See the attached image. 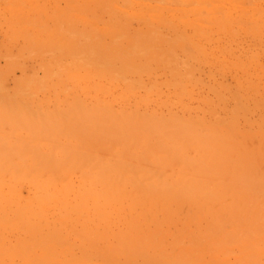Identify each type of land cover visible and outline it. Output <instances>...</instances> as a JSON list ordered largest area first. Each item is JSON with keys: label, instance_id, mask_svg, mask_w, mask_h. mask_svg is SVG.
<instances>
[{"label": "rangeland", "instance_id": "obj_1", "mask_svg": "<svg viewBox=\"0 0 264 264\" xmlns=\"http://www.w3.org/2000/svg\"><path fill=\"white\" fill-rule=\"evenodd\" d=\"M21 108H23L24 110H21ZM27 108H29L31 114L33 112L36 114L35 116V114L33 113L35 116L33 119L36 120L34 122V125L30 124L33 126L32 128H34L33 130L35 132L37 130L36 133H40L44 131V128L46 129L45 133L43 132L40 134V137H44H41V140L43 139V143H45V140L49 142H46V145L48 146L47 148H49L50 146L53 147V145L48 144L56 143L57 146L59 145L58 147L60 152L62 150H66L64 151L66 154L63 151L61 152L65 154L66 157L65 155H62V159L60 157L58 160L56 159L58 158V156H55V154H59V150L56 151L55 149L52 153L55 158L54 161L52 159L53 162L56 163L58 160L59 165L60 163L66 162L67 164L70 163L72 165H76V163L74 164V162L79 158H81L80 161H84L86 157H90L87 154H91V157L94 159H92L93 161L91 160V162H88H90V164L92 163L91 165H93V167L95 166V171L93 172H96L98 166L99 168L101 166L105 167V164L109 166L105 167L106 170L109 171V174H113L114 172L116 173L117 171L118 174L116 173L115 175H118L119 177L116 176L117 179L113 180L116 183L118 182L120 186L114 185L113 193H111L112 191L108 189L109 191L107 192L111 194L108 195L107 193L106 196L112 197L111 199L105 196L106 192L104 191L106 190H102V188L99 186V183L102 181H99L100 178L97 179L98 177H96L100 175L101 170L103 173L105 172L103 171L102 167V169L100 168L99 174L95 173L97 174L95 175L91 171L92 174L89 175V177L88 175L86 177L81 176L82 174H79L80 169H78L79 172H75V168L72 169L71 172L68 169L69 171L68 173H66V176H68V178L63 175L67 171L63 172V176L61 178L65 177L68 179L67 181L63 178V180L67 181L69 187L73 189V192L70 193L69 190L67 191L68 194L63 193L62 196H60L61 194H58L60 198L58 197V195L56 196L58 198H56L53 191H57L58 187H60L59 185H61L64 189L66 187L68 188V186L65 185V182L62 183H65L64 186L61 184V181L63 180H60L59 176V178H57L59 179L60 184L55 183L57 180H55L54 182V186H57L56 189H54V183H52V186L48 185L51 183H47L48 187L43 186L44 182L45 185L47 182L43 179H45L46 175L49 176V174L52 172H50V170L48 173V170H46L47 174H45L43 173L44 171H42L43 169H39V171L41 170L42 173L37 172L39 175H35H37L38 177L36 176L35 180H33V178H30L31 180L29 181H25L23 180V178H19V174H22V172L25 171L23 170L24 168L20 173H18L19 170L18 172L17 170L14 171L16 174H14V176H17L18 178L13 177V173L9 174L10 171H7L6 168L9 167L8 165L11 163V161L12 163L10 164V167H14L15 160H13L10 155L8 156L7 153L10 154L13 149L15 151L12 153H15L16 151V153L19 152L17 156L15 153V156L17 158L13 154L16 160L18 159V164L16 165L19 166V160L22 159L21 162L25 161L23 160V158L25 159L26 155L24 157H21V159H19L20 157L18 158V156L21 152H23L22 154H24L25 152L27 153L25 147L28 146L26 145L28 144V142H26V139L28 138L27 141L29 140V137L35 139L34 137L36 135L37 138L39 137L38 134H36L35 136H29L31 135V133L35 132L32 130L30 125L28 126L32 131H28L30 128H25V126H23L22 124V122H25L26 120L29 121V119V123H31L32 120V116L30 112H28ZM71 108H74V110ZM76 108L78 110L82 108L83 111L86 110L89 113H84L85 111L80 112L81 110L78 111ZM6 109L8 110V113L10 112L11 114H5V112H7ZM62 109L63 112L58 113V111H62ZM45 110L47 112H45ZM52 110H55L56 114L58 113V116H56L55 114V118L53 117L54 113H52ZM65 110H69L67 112L70 113L67 114ZM110 110L114 111V114L117 115L118 119H120L122 116L127 115L128 117H130L131 115L137 114L139 115L137 116V118L139 117L138 120L143 119L142 116H146L143 120H141V122L145 119L147 120V117L150 121V118H154V121L157 118V120L159 119L161 121H165V123L167 122L166 124H168V122L170 124L171 122L172 124H175L177 122L176 124L179 125V129H181L182 127L183 129L187 127L194 129V133L196 134L194 136V139L190 140V142H195L198 139L200 143L199 141H197L199 144L195 146V142V145H193V143V147H191V144L189 142L190 147L188 148H191L190 153L192 155L190 153L187 154L190 155L193 162L198 161V163H201V165L204 160L203 157H206L204 155L207 154V157H209L205 159L208 161L204 160L206 161V164L203 165H205V167L207 168L208 166H211L212 169L214 167L216 169L214 168L213 171H209L211 170V168H209L208 170L207 168L205 169L203 165V168L200 165V167L202 168L201 170H208L209 174L212 172L210 176H213V178H215L216 176V178H212L213 180H211L209 178L210 176H206L205 170V175L203 176L205 178L201 177L203 174L201 175L202 171L200 170V167H197L199 166V164L197 166L196 164L194 165L199 169L193 167V165H186L185 163L190 164L191 158L189 159V157H185L186 153L184 154V151L187 150V147H181V145H179L181 149L180 147L178 148L180 150H183V155H180L179 153L178 158L175 159V161L178 160L179 163L184 162L185 165H183V167L181 163V166L177 167L179 166V163L172 162L173 158L169 157L170 154H168L169 156L165 153L164 154L169 157V160H171L172 166L170 165V167L173 169V171H175L177 168L182 167L184 169L188 167V171L182 169L184 172H182L181 170V173L179 169H177L176 173H181L180 176L182 177H187L188 174H193V177L191 176V180L192 178L196 179L195 181H190V176L187 179L185 178V180L182 179L184 181L188 180V184H192V182L194 183L191 188L190 186H187V190L184 188L186 190L185 192H182L184 190L182 187H176L175 189H172L171 192L169 190L171 194L170 195L169 193H167L168 189L161 187L163 186L161 185L162 183L159 184L161 187L160 189H163L160 190V194L158 187L156 189L151 188L155 192L151 189H148L147 191V188L146 192L145 188L142 192L141 184H137L138 181L137 183H135L136 185H134V182H131V180L130 182H127L128 184L126 183L125 179L128 180L127 176L126 178L124 177L123 183L120 184L122 182L121 178L123 177L122 172H124L127 168L123 166H126L127 162L129 161L126 160L130 157V161H133L131 159L134 157L133 163L134 165H136L137 163L135 162L138 161L137 167H139L141 161H144L143 159H146H142L141 155H145L144 157H146L148 150L143 149L144 152L146 150V154L140 153V146L144 148L145 145L143 146V143L142 145L140 143V146H138L139 141L135 140V138L139 137V135L142 136L137 132L139 130V127L136 126L138 125L135 126L137 130L134 128V131H136L137 133L132 130L134 134L132 135L131 133V136L128 134L130 133L128 132V125L134 127L135 124L140 123L136 121V123L134 122V120L137 119H133V117L135 116L129 118L131 121L133 119L132 122L130 120H127V117H122L123 119L121 118V122H119L120 120L118 121L117 124L119 125L116 126H118L119 129L121 128L120 126L124 127L125 129L128 127L126 130L128 133L125 131L126 134L122 137V135H124V132L121 136L120 134L125 129L122 128L119 130L114 128L116 131L113 130L114 133L111 136H114L115 140L114 138H111L113 143L110 142V149L107 147H104L103 149L102 142H99L100 145H98L102 148H97L99 153H96L91 149L94 146L89 148L91 144L96 145L98 141H102L104 139V142L106 141L107 143L109 142V140L111 141L110 135H108V133H112L111 129L113 125H110L112 126L110 128L109 123L112 121L115 125V123L117 122V118L113 117L114 114H110ZM0 111V122L2 124L1 126L5 124L4 126L6 127L5 128L3 126V128L0 126V137L3 138V136L8 135V137H4L3 139L0 138L1 140H4V142L6 140L5 143L0 141V154L4 153L2 154V156L6 157L7 159L8 157L12 159L9 164H7V167L4 168L3 165L6 166L4 161L7 163V160H2V156L0 155V172L1 174L3 173L0 178L3 179L4 184L3 185L2 181L0 180V204L2 205H0V207L2 208L0 209V264H149L150 260L158 256H161L162 258L167 257L168 259L171 258V260L175 259L171 264H188V262H190V264H264V0H0ZM72 111H75L74 114L77 113V115L75 114L77 117L74 118V114H72ZM14 112H16L17 114L21 113V115L23 114L22 112H26L25 114H27L28 112V114L25 117L22 115L23 117L21 116V118L20 116H18L19 118H15V116L17 115H15ZM36 112L42 114L40 115L41 117H38V114ZM44 112L46 115L47 113H50V115L52 113L51 116L49 115L50 117L47 115L49 119L47 118V116L46 119L45 117L42 118L43 116H45L43 115ZM79 112L81 113V115ZM120 113L123 114H121V117ZM84 114H86L87 116H85ZM59 116L61 117L58 118ZM81 116H83V118ZM91 116L94 121L91 120ZM41 118L43 119V122L45 124L50 120L51 123H47L46 126L49 128L48 132H46L47 128L42 125L44 123L41 121ZM64 118L65 122L70 126L74 125V128L79 127V130H81L82 127L87 128V130L85 128L83 129V131L86 130V132L83 133L81 130L79 131L81 132L80 135L78 131H76L78 133L75 134L72 130V132H69L68 130V133H66L67 130L65 129H68L69 126H67V124L64 122L63 124L59 123V127L57 120H55L58 119L59 121L63 122ZM77 118L78 121L75 122L74 120ZM98 118L101 120V122ZM70 119H72V122L74 123H72ZM113 119H116L114 120L115 122L113 121ZM34 120H32V122ZM104 120L107 121V123H102V121ZM90 121L91 125H89ZM96 121H98L99 124H97ZM122 121L126 124V126L122 125L124 124L122 123ZM161 121L159 122L162 123ZM36 122L38 124L40 123L41 125L36 124ZM52 122L53 124L55 122V126L53 127L51 126ZM25 123L27 125V122ZM56 124H58V126ZM20 125L23 127L22 129ZM39 126L44 127L42 128V130H39L40 132H38V129L40 128ZM56 126L58 127L59 131L58 129H55ZM64 126L67 128H64ZM97 126L101 129H98L100 130V133L96 130ZM105 126L110 129H105ZM20 129L22 132L20 131ZM50 129L54 130L55 132H52H54L55 134H57L58 131L60 134L57 135H60V138L59 136L55 135L59 138L57 139L54 136V133L52 135ZM9 130L12 131V134ZM15 130H19V133H15ZM117 130L120 131V134L117 132ZM95 131L99 134L96 135ZM5 133L6 135H4ZM13 133H15L16 135ZM46 133L50 134H48L47 138H45V136L47 135ZM115 133H117L116 137L114 135ZM135 134H137V137L134 136ZM9 135L13 136L9 137ZM17 135L24 140L20 141L19 138L18 143H16L15 138L18 139V137H16ZM80 136H83L81 138L84 139H81ZM53 137H55L56 141L55 139H53ZM95 137L97 138V140ZM126 137L127 139H125ZM128 137L132 142L128 141ZM8 138H11L9 139L11 140V145H15L12 146V148H10V145L8 147H5V145L9 144L7 142ZM39 138L37 140H39ZM65 138L68 140H66L67 144L64 142ZM140 138L141 137H139V139ZM92 139H94L95 141H92ZM147 139L148 136L146 137V141ZM152 139L153 138H151V143H153L155 149H158L159 147L157 148V145L155 146L154 144L156 140L153 141ZM37 140L35 139V141ZM79 140H83L81 142V145H79ZM142 140L141 141L144 142V144H147L148 141L145 142V137H142ZM12 141L14 142L12 143ZM35 141L32 140V143L30 142V146H34L32 144H35ZM124 141H127V144ZM133 141H136L138 144L133 143ZM57 142H61L62 144L65 143L63 146H68L63 147L65 149H61L62 144L60 145ZM75 142L78 144L79 148L81 146H85L81 149L86 151V157H84V151L82 153L81 149L78 150L79 148ZM84 142L86 143L84 144ZM128 142L131 143L129 144ZM164 142L167 143V140L165 139L163 143ZM43 143H41V141L40 144L37 142V144L39 145V147H37L38 153L34 151L35 149H32L33 147L31 148V150H29L30 148H27L28 152H32L33 155L34 151L37 156L40 155L41 157V152L43 154L44 151L46 152L49 150H46L45 147L43 148V146H45V144ZM105 143H103V145ZM41 144L42 147H40ZM124 144H126L127 146ZM112 145H114L115 147H112ZM16 146L18 148H16ZM199 146L202 148L206 146L205 149H202L203 152ZM72 147L76 151H80L81 154L78 151L76 152L74 149H72V152L75 151L77 155L74 152H70ZM96 147L97 145L94 148L96 149ZM146 147L149 148L147 145ZM151 147H153L152 144ZM194 147L197 148L192 151ZM53 148H56V145ZM66 148H68L69 150ZM125 148L128 150L126 151ZM207 148H209L210 150ZM100 149H103V151H99ZM39 150L41 151L40 153ZM107 150L109 151L108 155L110 154L109 159L111 161L107 157ZM112 150H115L114 152L116 153L118 151L122 152V156L124 155L123 153H128H125L126 156L124 155L122 159L120 158L121 155L119 156V152L115 154L114 152H112ZM129 150L132 152H130ZM134 150L137 151V155L141 154L140 158L142 160L140 158V160H135V158H137L138 156L136 155V153H133ZM7 151H10V153ZM143 151L141 150L142 153H144ZM129 152L132 153V155H135L132 157ZM150 152L152 151L150 150ZM195 152L196 154L197 152H199V155L201 154L200 156H197V160H195ZM68 153L72 154L69 156V158H67ZM112 153L115 155H111ZM92 154L97 155L92 156ZM153 154L154 153H152V155ZM159 154L153 155V157L155 156V158L149 160L146 159L144 164H141L142 168L139 167V169L142 170L143 167H145L146 169L147 167L145 163L147 165L149 163V166L150 164H155V159H158L156 158V156L158 157ZM164 154H160L161 157H159L160 159H166L159 160V162L155 164L156 166H158V163H160V161H163L162 163H160L162 169L168 164L164 163L166 162V160H168L167 157L164 156ZM36 155H33L32 158H29L31 157V155L26 157L28 161L26 160L24 165L26 164L25 166H28L30 161L31 165H29L32 167V159H34L35 157L36 160ZM212 155H214L215 157ZM223 155L225 157H223ZM72 156L80 157H78V159L74 157L76 159L74 161ZM40 157L38 162L42 163L41 159L43 158L40 159ZM71 157L72 160L70 159ZM101 157L106 158L105 160L101 161ZM45 158V160L43 159V163L50 157L45 155ZM147 158H150V156ZM224 158H226V160ZM60 159H66V162H59L61 161ZM89 159L87 158V160ZM35 160L33 161L35 162L34 164H36ZM87 160L84 163H86ZM147 160L150 162L154 161L155 163H150ZM223 160H225L226 163H224ZM110 162L112 165H109ZM218 162L219 166L217 167ZM55 163H53V165L57 164ZM133 163L130 162V164H128L132 166ZM70 164H68L69 167ZM90 164L88 165V167L90 166ZM165 164L166 166H164ZM222 164L223 166H221ZM134 165L133 168L136 167ZM18 166H16L15 168H18ZM220 166L222 167L223 171ZM110 167L116 168V170L113 168V170H111ZM137 167L135 169L136 171ZM223 167L228 170V173ZM60 168H62V166ZM60 168H58L59 171H57L60 172L58 173L59 175L62 172ZM107 168H109L111 171ZM153 168L155 169V171H159L158 168ZM88 169H92V166ZM53 171L56 172L55 169ZM112 171L114 172L112 173ZM219 171H221V173ZM231 171L232 174L230 175ZM138 172L139 171L133 172V174L135 173V176H139ZM142 172H144V170H142ZM142 172L140 173V176H143ZM222 172H225L224 174H229L230 176L225 175V177ZM82 173L84 174V172ZM159 173L160 172H158V174ZM166 173H170V170L168 168L162 170L161 178L160 175L158 176V178L160 180H163V175L166 176ZM174 173L172 177L176 175V173ZM183 173L187 176L183 175ZM29 174V176H31L32 173L29 172ZM58 174L56 173L52 176H56ZM85 174H88L87 171H85ZM107 174H104V177H107ZM133 174L132 176H134ZM155 174L153 175L154 178L152 177L153 179H147L149 180L148 183L146 180H143V185L149 184L152 180L154 181V179H156L155 177H157V174ZM213 174L217 175L214 176ZM101 175L99 177H101ZM115 175H111V177H114ZM124 175H128V177L131 176L129 175V172H125ZM148 175L149 174H147L146 178L148 177ZM178 175L171 178L172 180L170 182L172 183L173 181V184L176 183V177ZM197 175H199L201 178L197 177ZM28 177L26 178L29 179ZM39 177H41V180H43L44 182L41 181ZM87 177L88 180L86 179ZM102 177L100 180H102ZM149 177H151V175ZM166 177L164 178V180L166 179ZM168 177L166 179L168 181L166 182H169ZM89 178L93 183H95L94 181H96L98 184L95 185L92 183L93 185H95L94 187L91 183H89L91 182ZM17 179H21V182ZM109 179L112 180L111 178ZM199 179H202L204 181L207 180L209 181V184L208 182L206 184L205 182H201V184ZM221 179L223 181L222 183ZM230 179L232 180V183ZM37 180L39 183L37 182ZM83 180H85L86 183ZM104 180L103 182L107 183V180ZM138 180L140 179L138 178ZM217 180L218 182H220V185L223 184L222 187H218L220 186L218 184H212V182H215ZM22 181L25 184H23ZM33 181L34 183L37 182L35 183L37 186V188H35L36 191L34 188H32L35 187V184L33 185L32 183ZM40 181L43 183L41 184ZM111 183H113V181ZM8 184L11 186V188L9 186V190L7 189ZM27 184L29 185V187H27ZM81 184L83 186L85 185L84 188L83 186H81ZM207 184L209 185L211 190H206L209 189L207 187ZM41 185L43 188L42 191L37 190L38 188H41ZM203 185L204 187L206 186V189L203 187ZM214 185H217V188L219 190L216 188V186L214 188L216 190H213ZM98 186L101 188L98 191V196L103 193L98 198L100 199V197L104 196L103 200L105 202L101 200L102 198L98 201L96 195H94L99 189L97 188ZM117 186H119V190H117L118 192L115 190ZM193 186H196L197 188L195 187V189L192 190ZM14 187L16 188V190ZM135 187H139L138 190L141 189L140 192L138 190L134 191L135 189L133 188ZM202 187L204 188L203 191L201 190ZM49 188H52L54 190L52 191L51 189L50 192ZM60 188L58 190H60ZM94 189L96 192L94 191ZM129 189L133 191L131 192L129 191ZM198 189H200L201 192ZM2 190H4L5 193ZM7 190L11 191L10 193L8 192L10 196L6 193ZM62 190L63 189L57 192H61ZM87 190L90 191L89 194L93 190L92 192L94 194L89 195ZM196 190L199 191V193H197ZM121 191H123V193ZM162 191H165L164 194L166 193V195H162ZM194 191L195 193L193 194ZM2 192L4 194H2ZM48 192H50L51 194ZM152 192H157L158 195L155 194L156 196H154L152 195ZM174 192L176 193L175 195ZM32 193L35 194L33 195ZM114 193L115 195H112ZM13 194L17 195L14 196ZM20 194L24 195V197L22 198ZM29 194L31 200L34 196V199H36V195L38 194L39 198L42 195V197H44V195L46 197V194H49L50 198L51 196L52 198H54V200H51L50 198L49 200H51V202H54L56 200V203L58 202L60 205L57 203L59 207L55 206L56 203L52 202L54 204L53 208L58 207L56 210H53V208H51L52 204L48 200V203H50V205L46 203L48 205L46 206L44 202L45 206L48 208L46 209V211L44 209L45 207L43 206V203H40V205H42L39 207V200L36 202L32 201L33 203L30 201V199L27 201L26 199L29 197ZM25 195L26 197L28 195V197L26 198ZM65 195L67 196L64 197ZM15 197H18L19 199H16ZM190 197H194V199L192 200L190 199ZM218 197H220V203L219 201H217ZM6 198L7 200L5 201ZM21 198L25 201L23 202ZM106 198L110 199L113 204L109 200H106ZM201 198L203 201L201 200ZM11 199L14 201L13 203L11 202ZM67 199L69 201H67ZM112 199L114 201H112ZM204 199L209 202L206 201L205 203H202L205 201ZM15 200H20L19 204L22 202L24 206L22 204L18 205V201L16 202ZM77 200L78 202L75 203L76 208L80 210H76V214L74 215L75 210H73L72 207L70 208V204H74L73 202ZM84 200L89 201V203L85 202ZM214 200L217 202H215ZM64 202L65 205L67 204L66 206L64 205ZM183 202L185 203L183 204ZM109 203H111L112 205ZM218 203L221 204V208H219ZM11 204L13 205L12 208L10 207ZM26 204H28L29 206ZM17 205L20 206V209H22L23 213H21L19 209H17V211H13V208L14 210L18 208ZM31 205L32 207L34 206L33 209H31ZM108 205H111V207L109 206V208ZM36 206L40 208V211H42V209L46 211H42L45 213V215L47 214L45 216L43 213L45 218L43 216L41 217L42 214L40 213L42 212H40L38 208L36 209L39 212L35 211V214H32L31 210H36ZM96 206L99 207V210L96 214L103 213L102 215H100V218L99 215L97 217L95 213L94 214L96 216H92V213L94 211L91 212V210H94L93 208H95ZM4 207H6L5 211L8 212V215L3 211ZM23 208H26V212H24ZM6 209L10 210L11 213ZM110 209H115V212L111 211ZM116 209L118 211H116ZM29 210L31 211V213L29 212ZM48 210H50V212ZM52 210L54 211V213ZM105 212L109 213L107 214V219L104 218V216H106ZM36 213L38 214L36 215ZM49 213L50 215L52 214V217L54 216L52 219H50L48 215ZM71 214L74 215V219H71L73 218ZM18 215L19 217H17ZM38 215L40 218L38 217ZM69 215H71V217ZM9 216L13 220H11ZM89 217L90 219H92L90 220L91 223L95 224L96 222L95 226L97 228H93L94 225L92 224V228L94 230L89 227L91 226ZM142 218L143 220H141ZM86 219L88 220V222L86 221ZM39 221H41V223ZM47 221H49L51 225L48 224L49 222ZM59 222L63 223H60V225ZM25 223L29 224H26L25 226ZM31 223L32 225H34L33 229L34 227L35 229H37L36 232H34L35 230L33 229L31 230ZM85 223H87V225ZM11 224L14 225L11 226ZM98 224L99 226L102 224V227H106L107 225L106 230L104 228L102 230V227L100 226V228ZM15 225H18L19 227L17 228V226ZM29 225H31V227H29ZM55 225H58V227H55ZM199 225L201 227L200 229ZM72 227L74 228L72 229ZM87 227L90 230L83 231L88 229ZM16 228L17 231L15 230ZM44 228L45 231H43ZM48 228H50V230L52 229L53 232H51L53 233V235L56 230V235L52 236ZM61 228L63 229V231ZM26 229L28 230L26 231ZM59 229L62 232L58 231ZM67 229L68 231H66ZM113 229L115 230V232ZM38 230L43 231L41 235L43 234V236L47 237L46 240L45 237L43 238V236H41V239L38 238L39 240L35 239V234L36 237L40 235V233H38L40 231ZM91 230L93 231L92 234H94L95 232L97 233L98 231H100V233L98 232L94 235L88 234L91 233L89 232ZM132 230L134 231L133 233ZM76 231L79 233L82 231L81 234H83L80 235ZM27 233L31 236H29ZM46 233H49V235L47 236ZM77 234L80 236H78ZM86 234L88 236H86ZM86 237H92L95 240L97 238L98 239L95 242L94 239L88 238L89 240H91L88 243V239L85 240ZM81 241L84 245L81 243ZM84 241L85 243H88V245L86 244L87 246H85ZM122 241L123 244H121ZM54 242H58V244H61L58 245ZM126 242L127 246L125 245ZM45 243L47 244V246H45ZM93 243L95 244V247ZM80 247H82V249ZM122 247H125L128 251L133 248L132 250L134 254H132V250L128 252L125 251V248L121 249ZM92 250L93 253L90 252ZM106 250L107 252L105 254ZM226 250H228L229 252H226ZM123 252H127V254L124 255ZM87 253L89 254V256ZM142 253H144V255ZM155 253L158 254L156 255ZM99 255L101 257L100 259H98ZM135 255L137 256V259L135 258ZM248 255H250L251 257ZM104 256H106L105 259ZM195 256H197L198 259H196ZM178 257L183 258L185 263L179 262L180 260L177 259ZM149 258L151 259L149 260ZM134 259L136 260L134 261ZM240 260H243V262H241Z\"/></svg>", "mask_w": 264, "mask_h": 264}, {"label": "bare ground", "instance_id": "obj_2", "mask_svg": "<svg viewBox=\"0 0 264 264\" xmlns=\"http://www.w3.org/2000/svg\"><path fill=\"white\" fill-rule=\"evenodd\" d=\"M229 1H232V0H229ZM234 1H235V0H234ZM231 5H232V4H231ZM228 6H229V5H228ZM227 8H228V7H227ZM232 8H233V7H232ZM26 103H27V102H26ZM13 109H14V108H13ZM22 109H23V108H21V110H22ZM27 109H28V112H30V111H29V108H27ZM36 109H37V108H36ZM71 109L74 110V108H71ZM71 109H70V111H71ZM76 109H77V108H76ZM76 109H75V110H76ZM79 109H80V108H79ZM110 109H111V107H110ZM23 110H24V109H23ZM37 110H38V109H37ZM77 110H78V109H77ZM80 110H81V111H80ZM80 110H78V111H80V112H84V111H85L84 113H89V112H87L86 110L83 111L82 108H81ZM6 111H7V112H5V114L7 113V115H8L10 112L8 113V110H7V109H6ZM10 111H11V109H10ZM13 111H15V110H13ZM25 111H27V110H25ZM53 111H55V110H52V113H54V116H53V117L55 118L56 116H58L57 114H58L59 112H63V109H62V111H58L57 114H56V111H55V112H53ZM65 111L67 112V111H69V110H65ZM93 111H94V110H93ZM110 111H111V112H110L111 115L114 114V111H112V110H110ZM0 112H1V111H0ZM17 112H19V111H17ZM28 112H27V114H28ZM45 112H47V111L45 110ZM45 112L43 113V115H45V116H43L42 118L45 117V119H46V116H47V115L49 116L50 113H49V114L47 113V115H46ZM72 112H73V113H72ZM72 112H71V113L74 114L75 111H72ZM80 112H79V113H80ZM14 113H15V115H17V116L14 115L15 118L18 117V116H20V118H21L22 115H23L24 117L27 115V114H25L26 112H22V113H23L22 115H21V113H20V114L18 113L19 115H18L16 112H14ZM33 113H34V112H33ZM33 113L31 114V112H30V114H31L32 117L29 116V117H31L32 120H34L33 118L36 116V114L34 113V114H35V116H34ZM36 113L38 114V117H41L40 115H42V114H40V113H38V112H36ZM52 113H51V115H52ZM68 113H70V112H67V114H68ZM79 113H78V114H79ZM91 113H92V111H91ZM102 113H103V112H102ZM10 114H11V113H10ZM55 114H56V116H55ZM75 114L77 115V113H75ZM75 114H74V118L77 117ZM121 114H122V113H120V117H121ZM142 114H143V113H142ZM1 115H2V114H1ZM12 115H13V112H12ZM51 115H50V116H51ZM70 115H71V114H70ZM80 115H81V113H80ZM84 115L87 116L86 114H84ZM92 115H93V114H92ZM100 115H101V114H100ZM122 115H123V114H122ZM143 115H144V114H143ZM23 116H22V117H23ZM48 116H47V118L49 119L50 116H49V117H48ZM85 116H84V117H85ZM88 116H89V114H88ZM133 116H135V117H133ZM137 116H139V115H137V114H136V115H131L130 117H131V118L133 117V119H134V118H137ZM60 117H61V116H59L58 118H60ZM81 117L83 118V116H81ZM100 117H101V116H100ZM109 117H110V116H109ZM111 117H112V116H111ZM113 117H114V118H117V122L115 123V125L113 124L112 121H111L112 124H111V122H110V123L108 122V123H109V126H110V125H113V127L110 126V128L112 127V129H111L112 133H110V134L108 133V135H110V139H111V138H112V139L114 138V136H113V137L111 136V135H113V133H114L113 130L116 131L114 128L119 129V127L116 126V125H119V124H117V123H118L119 120H120L119 122H121V118H122V117H124V118L127 117V120H130V119H129L130 117H128L127 115H126V116H122L121 118L119 117L120 119H118L117 115H115V114L113 115ZM142 117H143V119H144V117H146V116H142ZM9 118H10V117H9ZM18 118H19V117H18ZM27 118H28V116H27ZM42 118H41V119H42ZM71 118H72V116H71ZM89 118H90V117H89ZM6 119H7V117H6ZM52 119H53V118H52ZM52 119H51V120H52ZM80 119H81V118H80ZM84 119H85V118H84ZM98 119H99V118H98ZM122 119H123V118H122ZM133 119H132V121H133ZM138 119H139V117H138L137 119H135L134 122L136 121V122H140V123H139V124H135V123H136V122H135V123H134V124H135L134 127L131 126V125H128L129 123L126 121V122L128 123L127 125L129 126V128L127 127V128H128V132H130V133H128V132L126 131L127 128L125 129V128L122 127V126H120V127H121L120 129L123 128V129H125V130H123V131L121 132V134L119 133L120 131L117 130V132L120 134V136H121L122 133L124 132V135H122V137L125 136L126 132H127L129 135H130L131 133H132V135H133L134 132H135V133L138 132L139 134L142 135V136H140V135L138 134L139 137H141V138L139 139V137H137V134H135L134 136L137 137L139 140H138L137 138H135V137H134V138H135L136 141H139V142H138L139 144H138L136 141H133V143L138 144V146H140V143H141V145H142V143H143V146L145 145V147H146V145H147V146L150 148V149L147 148V147H146V148H145V147L143 148L142 146H140L141 149H139V150H140V153H141V154H146V153H147L146 150H145V152H144L143 149H147V150H148V153L146 154V157H144L145 155L142 156L141 154L137 155V153H136L137 151L134 150L135 152L133 151V153H136V155L138 156L137 158H135V160L139 159V158H140V155H141L142 159H143V158H146V159L149 160V159L155 158V156L153 157V155H155V154L157 155V154H159V153H160V154H162V153L164 154V153H165V154H167V155L170 154V156H169V155H168V156L171 157V158H173L172 162H177V163H179L178 160L175 161V159L178 158V154H179V153H180V155H181V154L183 155V152H182L183 150H180L182 146L187 147V150H185L186 148L184 149V150H185V151H184V154L186 153V156H185V157H189V159H190L191 157H190V155H188V154L191 152V148H188V147H190V144H191V147H193V145H195V142H196V145H195V146H197V145L200 143V141H199L198 139H197L196 141L194 140L195 142H193V141L190 142V140L194 139V136H195V134H196V133H194V132H195L194 129H191V128H189V127L184 128V129H183V127H182L181 129H179V125L176 124L177 122H176L175 124H174V123L172 124V122H171V124H170L169 122H168V124H166L167 122L165 123V121H163V120H162V121L159 120V119L157 120V118H156L157 121H156V120L154 121V120H153L154 118H150L151 121L153 120L152 122L149 120L148 117H147V120L145 119V120L142 121V122H141V120H143V119H141V120H138ZM4 120H5V118H4ZM19 120H20V119H19ZM23 120H24V119H23ZM32 120H31V123H29V122H30V119H29V121L26 120L25 122H27V125H26L25 122H22L23 126H25V128H28V127H29L28 125H30V124L34 125V122H35L36 120H34L33 122H32ZM55 120H57V123H58V124H59V123L63 124V123L65 122V118H64V121H63V122L59 121L58 119H55ZM55 120H54V121H55ZM70 120H71V122L73 121L72 119H70ZM81 120H82V119H81ZM91 120L94 121V120L92 119V116H91ZM95 120H97V119H95ZM99 120H100V119H99ZM106 120H107V119H106ZM109 120H110V118H109ZM114 120H116V119H113V121H114ZM124 120H125V119H124ZM124 120H123V121H124ZM0 121H1V118H0ZM8 121H9V120H8ZM14 121H15V119H14ZM38 121H40V120H38ZM38 121H37V122H38ZM41 121L43 122V119H42ZM44 121H45V120H44ZM74 121H75V122L78 121V118L75 119ZM107 121H108V120H107ZM107 121L104 120V121H102V123H103V122H106V123H107ZM123 121H122V123H124ZM130 121H131V120H130ZM132 121H131V122H132ZM145 121H146L147 123H146ZM159 121H161V122L163 123V125H162V123H160ZM4 122H5V121H4ZM37 122H36V124H38ZM49 122H50V120H49L48 122H46V124L43 122L44 124H42V125H43L44 127H46V126H47V123H49ZM55 122H56V121H55ZM55 122H54V124H55ZM69 122H70V121H69ZM83 122H84V121H83ZM83 122H82V123H83ZM86 122H87V121H86ZM88 122H89V120H88ZM96 122H97V124H99L98 121H96ZM100 122H101V120H100ZM114 122H115V121H114ZM14 123H15V122H14ZM16 123H17V122H16ZM19 123H20V122H19ZM28 123H29V124H28ZM50 123H51V122H50ZM65 123H66V122H65ZM72 123H74V122H72ZM72 123H70V124H72ZM78 123H79V122H78ZM84 123H85V122H84ZM94 123H95V122H94ZM155 123H157V124H155ZM54 124H53V122H52V125H51V126H52V127L55 126ZM58 124H56V125L58 126ZM66 124H67V123H66ZM66 124H65V125H66ZM80 124H81V121H80ZM130 124H131V123H130ZM1 125H2V124H1V122H0V126H1ZM4 125H5V124H4ZM4 125H3V126H4ZM11 125H12V124H11ZM32 125H30L31 128L33 127ZM38 125H41V124L39 123ZM48 125H50V124H48ZM89 125H91V121H90V124H89ZM93 125H94V124H93ZM103 125H104V124H103ZM122 125H123V126H126L125 123L122 124ZM132 125H133V124H132ZM136 125H138V126H136ZM3 126H1V127H3ZM7 126H8V125H7ZM15 126H17V125H15ZM20 126H21V125H20ZM43 126H39V127H40L39 129L37 128V129H38V132H40V131H39L40 129L42 130V128H44ZM57 126H56V128H55L56 130L58 129ZM67 126H69L70 129H69V128H68V129H65V130H67L66 133H68V130H69V132H72V131H73V133H75V134L78 133V132L81 131V130H82L83 133H85L86 130H87V128H85V127H82V129L79 130V129H78L79 127L74 128V125H71L74 129H73L70 125H68V124H67ZM83 126H84V125H83ZM95 126H96V125H95ZM114 126H115V127H114ZM130 126H131V128H130ZM135 126H136V127H139V128H138L139 130H138L137 132L134 131V128L136 129ZM180 126H181V125H180ZM1 127H0V128H1ZM4 127H5V126H4ZM4 127H3V128H4ZM30 127H29V128H30ZM36 127H37V126H36ZM52 127H51V128H52ZM59 127H60V124H59ZM62 127H63V125H62ZM75 127H76V126H75ZM88 127H91V126H88ZM105 127H106L105 129L108 128L107 126H105ZM5 128H6V127H5ZM9 128H11V127H9ZM16 128H18V127H16ZM22 128H23V127L21 126V129H22ZM29 128H28V129H29ZM31 128H30L28 131H30ZM46 128H47V131H46V132H48V131H49V128H48V127H46ZM64 128H67V127L64 126ZM84 128H85L86 130L83 131ZM93 128H94V127H93ZM110 128H108V129H110ZM132 128H133V129H132ZM21 129H20V131H21ZM33 129H34V128H32V130H33ZM52 129H53V128H52ZM98 129H100V128L97 126V127H96V130L99 132L101 129H100V130H98ZM120 129H119V130H120ZM32 130H31V131H32ZM35 130H36V128H35ZM43 130H44V131H42V132H40V133H36L37 130H36V132L33 130L35 133H31V132H30L31 135H29V136H32V135L35 136L36 134H38L39 137H40V134L43 133V132L45 133V130H46V129L44 128ZM50 130H51V129H50ZM61 130H62V128H61ZM61 130H60V131H61ZM71 130H72V131H71ZM74 130H75V131H74ZM89 130H90V129H89ZM132 130H133L134 132H133ZM136 130H137V129H136ZM0 131H1V130H0ZM9 131H10V133L12 132L11 130H9ZM18 131H19V130H15V133L18 132ZM52 131H54V130H51V132H52ZM58 131H59V129H58ZM58 131H57V134H60ZM76 131H78V132H76ZM107 131H108V130H107ZM107 131H106V134H107ZM111 131H110V132H111ZM125 131H126V132H125ZM6 132H7V131H6ZM21 132H22V131H21ZM21 132H20V133H21ZM54 132H55V131H54ZM54 132H52L51 134L53 135ZM95 132H96V131H95ZM95 132H93V133H95ZM108 132H109V131H108ZM7 133H8V132H7ZM15 133H13V134H15ZM18 133H19V132H18ZM18 133H17V134H18ZM23 133H24V132H23ZM30 133H29V134H30ZM49 133H50V132H49ZM49 133H48V134H49ZM63 133H64V131H63ZM73 133H72V134H73ZM99 133H100V132H99ZM99 133L96 132L95 134L98 135ZM11 134H12V133H11ZM26 134H27V133H26ZM46 134H47V133H46ZM48 134L45 136V138L48 137ZM57 134L54 133V136L56 135V136H59V138H60V135H57ZM79 134L81 135V132H79ZM128 134H127V135H128ZM2 135H3V134H2ZM4 135H6V133H5ZM15 135H16V134H15ZM18 135H19V134H18ZM18 135H17L16 137H18ZM27 135H28V134H27ZM49 135H50V134H49ZM73 135H74V134H73ZM114 135H115V137H116L117 133H115ZM129 135H128V136H129ZM10 136L12 137L13 135H9V137H10ZM21 136H22V135H21ZM34 136H33V137H34ZM36 136H37V135H36ZM36 136H35L34 138L37 140L39 137L37 138ZM56 136H55V137H56ZM62 136H63V135H62ZM89 136H90V134H89ZM94 136H95V135H94ZM101 136H103V135H101ZM118 136H119V135H118ZM130 136H131V135H130ZM147 136H148V139H149V140L147 139L148 142L146 141V137H147ZM4 137H8V135L3 136V138H4ZM22 137H23V136H22ZM41 137H42V136H41ZM41 137H40L39 140H37V141H35V139H32V138H30V137H29V140H28V141H27L28 138L26 139V142H28V144H26V145H28L29 147H28V146L25 147V149L27 150V153L25 152L26 154H25V153L22 154L23 152H21V153L19 154V156H18V158L20 157L19 159H21V157H24V156L26 155V156H25V159L23 158V160H25L24 162H21L22 159L19 160V162L21 163V164L19 163V166L16 165V164H18V163H17V162H18V161H17L18 159L16 160V158H17L16 156L18 155L19 152L16 153V152H17V151H16V152H15V153H16V156H15V153H12V152L15 151L14 149H13V151L11 150V151H12L11 153H10V151H7V152L10 153V154L7 153V155H8V156L10 155V157H11L13 160H15V166H14V167H10V166H11L10 164L12 163V161H11L12 159H10V157H8V159H7L6 157L2 156V154H4V153L1 152L2 154H0V155L2 156V160H5V159L7 160V163L4 161V163H5V165H6V166L3 165L4 168L7 167V164H9V162L11 161V163L8 165L10 168H9V167L6 168L7 171H10V173H9V172H7V173H9V174L13 173V174H12L13 177L18 178L17 176H14V174H15L14 171L17 170V172H18V170H19L18 173H20V172H22L23 170H25L26 172L23 171L22 174H19V175H20L19 178H23V180H25V181H29V180H31L32 178H33V180H35L36 176L39 175L37 172L42 173L41 170L39 171V169H43L42 171H44L43 173H45V174H47V173L49 172V170H50V172H51V171H52V172L49 174V176L46 175L45 179L42 178L43 180H46V181H47V182H46V185H45V182H44L43 180H41V177H39V178H40L41 181L44 182V185H43V186H47V183H51V184H48V185H49V186H52V183H54L55 180L58 181V182L56 181L55 183H59V184H60L59 179H60V180H63V178H64V179H66V180L68 181V179H67L68 176H66V173H68L69 170H70V172H71L72 169H74V168H75V169H74L75 172H77L78 169H80V172H81V173L78 171L79 174H80V175L82 174L81 176H85V177H86L87 175H88V177H89V175L92 174L91 171H92V172L95 171V169H94L95 166L93 167V165H91L92 163L90 164L91 160L94 159V158L91 157V154L89 155V154L85 153V152H86L85 150H82V149H81L82 147H85V146H81V147L79 148L78 144L75 142V143L77 144L78 148H79L78 150L81 149V152H82V153H83V151H84V153H83V154H84V157H86L85 154H87L88 156H90V157H86L85 159H86V160H87V158H88V159L90 158V159L87 160L86 163H84L86 160L84 159V161H83V160L80 161L81 158L78 159V157H80V156H74V157H76V159H78L77 161H75L76 159L72 156L73 159H74V161H75L74 164L76 163V165H72V164L68 163V164H70V167H69V165H68L67 162H66V159H65V160H64V159L61 160V159H62V155H65V154H66V153L64 152V151H66V150H64V151L62 150L65 154L61 153L62 151L60 152L59 147H58L59 145L57 146L56 143H53V144L50 143V144H48V145H53V147H55V145H56V148H53V147H51V146H50L49 148H47L48 146L46 145V142H47V143H49V142L45 140V141H44L45 143H43V139L41 140ZM55 137H53V139H55ZM81 137H83V136H80V138H81ZM98 137H99V136H98ZM142 137H145V142H147V144H146V143L144 144V142H142V141L144 140V138H143V140H142ZM0 138L3 139L2 137H0ZM19 138H20V141L24 140V139H21V137H18V139L15 138L16 143H18ZM23 138H24V137H23ZM25 138H26V137H25ZM42 138H44V137H42ZM56 138L59 139L58 137H56ZM88 138H89V137H88ZM92 138H93V137H92ZM95 138H96V137H95ZM99 138H100V137H99ZM99 138H98V140H99ZM103 138H104V137H103ZM103 138H102V139H103ZM118 138H121V137H118ZM128 138H129V137H128ZM151 138H153V139H152L153 141L156 140V141L154 142V144H155V146L157 145V146H156L157 148L159 147V148H158L159 150L154 148L153 143H151ZM163 138H165V139L167 140V143H166V142L163 143V141H165V139H163ZM1 139H0V141L4 142V140H1ZM9 139H11V138H8V140H9ZM31 139H32L33 141H35V144H32V145H34V146H30V144L32 143V142H31V141H32ZM62 139H63V138H62ZM72 139H73V138H72ZM81 139H84V138H81ZM112 139H111V141L109 140L108 143L105 141L107 144L104 142L105 139L102 140V141H98V143L96 144V145H97L96 149L94 148V147L96 146L95 144H91L92 146L90 145L89 148H91V147L94 146V147H93L94 149H93V148H91V149L94 150V151L97 153V152H98L97 148H98V149H99V147L102 148L101 146H98V145H100L99 142H102L103 149H104V147H107V148L110 149V144L113 143V142H112ZM123 139H124V138H123ZM125 139H127V137H126ZM8 140H7V142H8L9 144H8V145H5V144H4L5 147H8V146L10 145V148H12V146H15L14 144L11 145V142H10L11 140H9V141H8ZM13 140H14V139H13ZM51 140H52V139H51ZM66 140H67V139L65 138V141H64V142L67 144ZM93 140H94V139H92V141H93ZM96 140H97V138H96ZM114 140H115V138H114ZM141 140H142V141H141ZM40 141H41V143L45 144V146H43V148L45 147L46 150L49 149V150L46 151V152L44 151V153H46V154H44V153L42 154V152L39 150V153L41 152V157H40V155L37 156L36 153L34 152V151H36V152L38 153V149H37V147H39V145L37 144V142L40 144ZM55 141H56V139H55ZM59 141H60V140H59ZM67 141H68V140H67ZM74 141H75V139H74ZM76 141H77V139H76ZM79 141H80V140H79ZM82 141H83V140H82ZM82 141L79 142V143H80L79 145H81V142H82ZM84 141H85V140H84ZM88 141H89V139H88ZM94 141H95V140H94ZM128 141H131L130 138H129ZM197 141H199V143H198ZM201 141H202V140H201ZM5 142H6V140H5ZM5 142H4V143H5ZM13 142H14V141H12V143H13ZM30 142H31V143H30ZM69 142H70V140H69ZM110 142H111V143H110ZM124 142H125V141H124ZM124 142H123V143H124ZM131 142H132V141H131ZM131 142H130V143H131ZM189 142H190V144H189ZM210 142H211V141H210ZM23 143H24V142H23ZM57 143H58V142H57ZM65 143H63V144H62L61 142L58 143V144H60V145L62 144L61 149H65V148H63V147L68 146V145L63 146ZM85 143H86V142H84V144H85ZM92 143H95V142H92ZM103 143H105L106 145H105V144L103 145ZM125 143L127 144V141H126ZM128 143H129V142H128ZM130 143H129V144H130ZM193 143H194V144H193ZM202 143H203V142H202ZM202 143H201V145H202ZM2 144H3V143H2ZM6 144H7V143H6ZM69 144H70V143H69ZM88 144H89V143H88ZM88 144H87V145H88ZM126 144H124V145H126ZM151 144H152L153 147H151ZM192 144H193V145H192ZM0 145H1V144H0ZM37 145H38V146H37ZM71 145H72V143H71ZM73 145H75V144H73ZM114 145H115V143H114ZM114 145H112V147H113ZM179 145H181V147H180ZM20 146H23V145H20ZM20 146H19V147H20ZM24 146H25V145H24ZM126 146H127V145H126ZM128 146H129V145H128ZM130 146H131V145H130ZM132 146H134V145H132ZM32 147H33V148H32ZM40 147H42V144H41ZM70 147H71V146H70ZM73 147H74V146H73ZM73 147L71 148V151H70V152H72V149H74ZM75 147H76V146H75ZM112 147H111V149H112ZM114 147H115V146H114ZM121 147H122V146H121ZM178 147H180V149H179ZM199 147H200V146H199ZM199 147H198V148H199ZM205 147H206V146H205ZM205 147H204V148L200 147V148H201V150H202V149H205ZM10 148H8V149H10ZM14 148H15V147H14ZM16 148H18V147L16 146ZM27 148H28V149L30 148L29 150H31V148H32V149H35V150L33 151V153H34L33 155H36V160H35V157H34V159H32V163H33V164H32V165H33L32 167L30 166V165H31V164H30V163H31L30 161H29V164H30V165L28 164L29 168H31V169H29L28 166H25L26 164L24 165V163H25L26 160H27L26 157H28V156H30V155H31V157H29V158H32V157H33L32 152L30 151L31 153H29ZM57 148H58V149H57ZM68 148H69V147H68ZM68 148H66V149H68ZM126 148H127V147H126ZM126 148H125V149H126ZM128 148H130V147H128ZM131 148H132V147H131ZM134 148H136V147H134ZM137 148H139V147H137ZM195 148H197V147H194V148L192 149V151H193ZM3 149H4V148H3ZM3 149H2V150H3ZM19 149H20V148H19ZM55 149H56V151L59 150V151H58L59 154H57V153L55 154V156H58V158H56V159L59 160V158L61 157V159H60L61 161H59V162H62V161L64 162V161H65L66 163H60V165H59L58 160H57V162H56L57 164H56L55 162H53L55 158H54V156H53L52 153H53V151H54ZM85 149H87V148H85ZM103 149H100L99 151H101V150L103 151ZM125 149H124V150H125ZM182 149H183V148H182ZM188 149H190V150H188ZM207 149H209V148H207ZM0 150H1V149H0ZM16 150H17V149H16ZM42 150H43V149H42ZM50 150H52V151H50ZM68 150H69V149H68ZM68 150H67V152H68ZM74 150H75V149H74ZM78 150H77V151H78ZM89 150H90V149H89ZM96 150H97V151H96ZM105 150H106V148H105ZM105 150H104V151H105ZM115 150H116V149H115ZM115 150H114V151H115ZM127 150H128V149H126V151H127ZM131 150H133V149H131ZM141 150H142L144 153H142ZM150 150H151L152 152H150ZM198 150H199V149H198ZM209 150H210V149H209ZM4 151H5V150H4ZM49 151H50V152H49ZM56 151H55V152H56ZM75 151H76V150H75ZM75 151H73V152L75 153ZM77 151H76V152H77ZM114 151L112 150V152H114ZM129 151H130V150H129ZM159 151H160V152H159ZM187 151H188V152H187ZM206 151H207V150H206ZM5 152H6V151H5ZM47 152H48V153H47ZM73 152H72V153H73ZM78 152L80 153V151H78ZM95 152H93V153H95ZM108 152H109V151L107 150V153H106L107 155H108ZM118 152H119V151H118ZM118 152H117V153H118ZM122 152H123V149H122ZM122 152H119V156L121 155L120 158H122V157L125 155V153H126V154L128 153V152H125V153H123L124 155L122 156ZM130 152H132V151H130ZM130 152H129V154L133 157L135 154L132 155V153H130ZM149 152H150L151 155L149 154ZM157 152H158V153H157ZM202 152H203V150H202ZM202 152H201V153H202ZM98 153H99V152H98ZM103 153H104V152H103ZM114 153L117 154L116 152H114ZM152 153H154V154L152 155ZM187 153H188V154H187ZM198 153H199V152H197V154H196V152H195V154H196V156H195L196 159H195V160H197V158H198L197 156H200V155H201V154L199 155ZM208 153H210V152H208ZM220 153H222V152H220ZM11 154H12V155H11ZM13 154H14V156H15L16 158L13 156ZM21 154H22V156H21ZM27 154H28V155H27ZM75 154H76V153H75ZM75 154H73V155H75ZM80 154H81V153H80ZM83 154H82V155H83ZM115 154L112 153L111 155H115ZM160 154H159V156L161 157ZM165 154H164V156H166ZM190 154H191V153H190ZM202 154H203V153H202ZM211 154H212V153H211ZM7 155H6V156H7ZM43 155H44V156H43ZM45 155L48 156V157H50V158H48V159L43 163V159L45 158ZM50 155L52 156V158H51ZM67 155H68L67 158H69V156L72 155V154L68 153ZM76 155H77V154H76ZM95 155H97V154H92V156H95ZM109 155H110V154H109ZM109 155L107 156L108 159H109V157H110ZM147 155H149L150 158H147V157H149V156H147ZM191 155H192V154H191ZM203 155H204V154H203ZM209 155H210V154H209ZM125 156H126V155H125ZM127 156H128V155H127ZM151 156H152V157H151ZM159 156H158V157L156 156V158H158V159H157L158 161L155 159V162H156V163L159 162V160H165V159H166V158H165V159H160ZM168 156H166L168 160H166V162H164V163H168V164H167V166H166V164H165L164 166H166V167H163V169H162L161 164H160V163H162L163 161H162V162L160 161V163H158L159 165L157 164V165L159 166V167H158V166L155 165L156 163H155L154 161H151V162H153V163H155V164H153V165L150 164V166H149V163H148V162H150V161L147 160V161H148V162H147L148 165L145 163V165H146L147 168L145 169V167H143V169H142V170H144V172H142V170L139 169V167L142 168V167H141V164H144V162L146 161V159H143L144 161H141L139 167H137V166H138V161L135 162V163H137V164L134 165V163H133V161H134L133 158H134V157H133V158L131 157V158H132L131 160H133V161H130V157H129V158L126 160V161L129 160V161L127 162V165H126V166H123V167H127V168H126L127 171H126V169L124 168L125 171L122 172V173H123V175H122L123 177L121 178L122 182H121L120 184L123 183V181H124V177L126 178V176H127V179H128V180L125 179L126 183H127L128 181L130 182V180H131V182H134V185H136L135 183H137V181H138L137 184H138V185L141 184L142 192L144 191V190H143L144 188H145V192H146V188H147V191H148V189H149V190H150L151 188H155V189H156V188L158 187V188H159V194H160V190H163V189H160V188L163 187V188H165V189H168V190H167V193L170 194L171 190H172V189H175L176 187H178V188H179V187H182L183 189H184V188L186 189V188H188L187 186H190V188H191V186L194 185V183L192 182V184H191V183L188 184V183H187L188 180H187V181H184V180H185V178L187 179V178L190 176L189 180H190V181H193V180L195 181V180H196L195 178H194V179L192 178V180H191V176L193 177V174H192V175L188 174V176H187L186 174L183 173V175H186L187 177H185V176L182 177V176H180V174H181L182 172H184L183 170L188 171V169H187L188 167H187V168H184V169L182 168L183 165H185V164H186V165H189V166H192V165H193V167H196V166L199 164L198 161H194V162H193V160H192V158H191L190 164H189V163H185V164H184V162H183V163L180 162V163L182 164V167H181V168H177V167H180V166H181V164L179 163V164H178L179 166H177L176 168L179 169L180 172H181L182 169H183V170H182L181 173H176V172H177V169H176V170L174 169L175 171H173V169L170 167V165L172 166V162H171V160H169V157H168ZM204 156H206L205 158H208V157H209V156L207 157V154L204 155ZM212 156H214V155H212ZM37 157H38V160H37ZM39 157H40V159L43 158V159H41V161H42V163H43L44 165H43L41 162H38V161H39ZM65 157H66V155H65ZM72 157L70 158L71 160H72ZM84 157H82V158H84ZM117 157H118V156H117ZM174 157H175V158H174ZM214 157H215V156H214ZM223 157H225V156L223 155ZM0 158H1V157H0ZM63 158H64V157H63ZM103 158H104V159H103ZM103 158H102V157L100 158L101 161L105 160L106 157H103ZM118 158H119V157H118ZM125 158H126V157H125ZM193 158H194V153H193ZM199 158H200V157H199ZM201 158H202V157H201ZM205 158L203 157L204 160H206ZM9 159H10V160H9ZM45 159H46V158H45ZM45 159H44V160H45ZM52 159H53V161H52ZM70 159H69V160H70ZM122 159H123V158H122ZM122 159H121V160H122ZM140 159H141V158H140ZM140 159H139V160H140ZM142 159H141V160H142ZM203 159H202V160H203ZM220 159H222V158H220ZM220 159H219V162H220ZM224 159L226 160V158H224ZM34 160L36 161V164H34V163H35V162H33ZM48 160H50V161H48ZM71 160H70V161H71ZM109 160H110V159H109ZM109 160H106V161H109ZM112 160H113V159H112ZM198 160H199V159H198ZM204 160H203V162H202V165H203V164H206V161H208V160H206V161H204ZM225 160H223L224 163H226ZM27 161H28V160H27ZM88 161H90V162H88ZM92 161H93V160H92ZM110 161H111V160H110ZM116 161H117V160H116ZM168 161H169V162H168ZM216 161H217V160H216ZM37 162H38L39 164H38ZM94 162H95V161H94ZM94 162H93V163H94ZM112 162H113V161H112ZM130 162L133 163L132 166L129 165ZM142 162H143V163H142ZM151 162H150V163H151ZM170 162H171V163H170ZM200 162H201V161H200ZM204 162H205V163H204ZM219 162H218L217 167L219 166ZM4 163H3V164H4ZM22 163H23V164H22ZM53 163H55L56 165H53ZM72 163H73V161H72ZM82 163H83V164H82ZM87 163H88V164H87ZM106 163H107V162H106ZM108 163H109V162H108ZM128 163H129V164H128ZM164 163H163V164H164ZM169 163H170V164H169ZM215 163H217V162H215ZM221 163H223V162H221ZM37 164H38V167H37ZM40 164H42V165H40ZM50 164H52V165H50ZM77 164H78L79 167L77 166ZM81 164H82V165H81ZM86 164H87V166H86ZM89 164H90L89 167L92 166V169H88V168H89V167H88ZM125 164H126V163H125ZM195 164H196V166H194ZM12 165H13V164H12ZM45 165H47V166H45ZM48 165H49V166H48ZM57 165H58V166H57ZM99 165H100V164H99ZM103 165H104V163H103ZM105 165H106L105 167L108 166L107 164H105ZM109 165H112L111 162H110ZM133 165L137 167V171H139V172H138V173H139V174H138L139 176H135V175H134L135 173L133 174V172H137V171L135 170L136 167L133 168ZM200 165H201V163H200L199 166H197V167H200ZM202 165H201V167H202ZM16 166H18L19 169H18V168H15ZM21 166H22V167H21ZM23 166H24V167H23ZM44 166H45V167H44ZM55 166H56V168H55ZM59 166H60V167L62 166V168H60ZM74 166H75V167H74ZM115 166H116V165H115ZM206 166H207V165H206ZM221 166H223V164H222ZM221 166H220V168L222 169ZM225 166H226V164H225ZM225 166H224V167H225ZM34 167H35V168H34ZM49 167H50V168H49ZM63 167H64V168L66 167L65 170H64ZM71 167H73V168H71ZM82 167H84L85 170H84V168H82ZM101 167L103 168V171H105L104 173L102 172V170L100 171V168H101ZM101 167L99 168V166H98V169L96 168L97 170H96V172H93V174H95V173L99 174V171H100V175L103 174V175H101V177L103 176V177H102V180H100V179H101V177H99L100 175H99V176H96V177H98L97 179L100 178L99 181H102V182L99 183V186L102 188V190H106V191H104V192H106V194H105V196H106L107 193H108L107 191H109L108 189H110V190L112 191V192H111V191H110V192L113 193L114 185H115V186H116V185H119L118 182H117V183L114 182V180L117 179V177H119V176H118V175H115V174L117 173V171H116V173H115L114 171H112V173H113V172H114V173H113V174L110 173V174H111L112 176L115 175V176H114L115 178H114V177H111V175L109 174V171H107L106 168H105L104 166H101ZM108 167H109V166H108ZM123 167H122V168H123ZM131 167H132V168H131ZM153 167L158 168V169H159L158 172H160V173L158 174V172L155 171V169H154ZM174 167H175V166H174ZM185 167H186V166H185ZM197 167H196V168H197ZM201 167H200V170H201L203 167H204L205 169L207 168V167H205V165H203L202 168H201ZM224 167H223V168H224ZM11 168H12V169H11ZM23 168H24V169H23ZM32 168H33V169H32ZM36 168H37V169H36ZM46 168H47V169H46ZM48 168H49V169H48ZM51 168H52V169H51ZM53 168L56 170V172L53 171V170H54ZM58 168H60L61 171H62L60 175L58 174V173H60V172H57V171H59ZM70 168H71V169H70ZM76 168H77V169H76ZM102 168H101V169H102ZM104 168H105V170H104ZM112 168H113V167H112ZM112 168L110 167L111 170H113V169L116 170V168H113V169H112ZM118 168H119V167H118ZM128 168H129V170H128ZM130 168H131V169H130ZM160 168H161V169H160ZM165 168H166V169L168 168V169L170 170V173H171V174L168 173L170 176L166 173V174H167L166 176H167V177H168V176L170 177V178L168 177L169 182L172 180L171 178H173L174 176H176V175L179 174V175L177 176L178 179H177V177H176V183L173 184V181H172V183H171V182H170V183H169V182H166V181H168V180H166L167 177H166L165 175H163L164 178L166 177L165 180H164L163 176H162L163 180H160V179L158 178L159 175H160V178H161L162 170H164ZM209 168H211V170H209ZM214 168H215V167H214ZM214 168H213V169H214ZM20 169H21V171H20ZM22 169H23V170H22ZM28 169H29V170H28ZM44 169H45V170H44ZM66 169H67V170H66ZM68 169H69V170H68ZM81 169H82V170H81ZM93 169H94V170H93ZM107 169L110 170L109 168H107ZM124 169H123V170H124ZM138 169H139V170H138ZM147 169H148V170H147ZM197 169H199V168H197ZM205 169H203V170H201V171L203 172ZM207 169H208L209 171H213V169H212L211 166H208ZM215 169H216V168H215ZM224 169H225V168H224ZM227 169H228V165H227ZM31 170H32V171H31ZM34 170H35V171H34ZM46 170H48L47 173H46ZM63 170H64V171H63ZM111 170H110V171H111ZM208 170H205V171H206V176H207V175L210 176V174H212V172L209 174ZM225 170H226V169H225ZM0 171H1V170H0ZM11 171H12V172H11ZM27 171H28V172H27ZM65 171H67V172H65ZM85 171H87L88 174H85ZM88 171H89V172H88ZM106 171H107L108 174L106 173ZM132 171H133V172H132ZM201 171H200V172H201ZM205 171H204L203 173L201 172V175L203 174L202 176H201L200 174H199V175H200L201 177H203V176L205 175ZM217 171H218V170H217ZM222 171H223V169H222ZM29 172L32 173L31 176H29V175H30ZM53 172H55V173H53ZM63 172H65V174H63V175H64L65 177H67V178H65V177L61 178V177L63 176V175H62ZM70 172H69V173H70ZM82 172H84L85 175H84ZM101 172H102V173H101ZM125 172H126V173L129 172V175H131V176L128 177V175H124ZM131 172H132V173H131ZM141 172H142V175H143V176H140V173H141ZM172 172H173V173H174V172L176 173V175H174L173 177H172V175H173ZM214 172H215V171H214ZM214 172H213V173H214ZM219 172L221 173V171H219ZM226 172L228 173V170H226ZM233 172H234V171H233ZM18 173H17V174H18ZM24 173H26V174H24ZM56 173H57L58 175H56V176H55V175L52 176L53 174H56ZM130 173H131V174H130ZM155 173L157 174V177H155L156 179H154L155 182L152 180V181L150 182L151 184H150V183L147 184L148 181H149V180H147V179H150V180L153 179V178H154L153 175H154ZM175 173H174V174H175ZM224 173H225V172H224ZM224 173L222 172V174H224ZM234 173H235V172H234ZM2 174H3V173H2ZM2 174H1V172H0V176H1ZM35 174H37V175H35ZM74 174H75V173H74ZM79 174H78V175H79ZM97 174H95V175H97ZM104 174H107V177H104ZM117 174H118V173H117ZM132 174H133L134 176H132ZM147 174H149V175H148V177L146 178ZM156 174H155V175H156ZM231 174H232V171H231L230 175H231ZM15 175H16V174H15ZM22 175H23V176H22ZM24 175H25V176L27 175L26 177L29 176V177H28L29 179H27ZM34 175H35V177H34ZM43 175H44V174H43ZM50 175H51V176H50ZM67 175H73V174H67ZM150 175H151V177H149ZM199 175H197V177H200ZM213 175H214V174H213ZM215 175H217V174H215ZM215 175H214V176H215ZM225 175H229V174H224V176H225ZM230 175H229V176H230ZM235 175H236V174H235ZM58 176H59L60 178H59ZM105 176H106V175H105ZM116 176H117V177H116ZM144 176H145V177H144ZM229 176H228V177H229ZM37 177H38V176H37ZM49 177H50V180H49ZM54 177H55V178H54ZM57 177H58L59 179H58ZM88 177L86 178L87 180H88ZM90 177H91V176H90ZM152 177H153V178H152ZM179 177H180V179H179ZM197 177H196V178H197ZM201 177H200V178H201ZM225 177H226V176H225ZM30 178H31V179H30ZM56 178H57V179H56ZM76 178H77V177H76ZM81 178H82V177H81ZM91 178H92V177H91ZM103 178L107 180V183H104V182H103V180H104ZM109 178H111L112 180H110ZM138 178H139L140 180H138ZM143 178H144V179H143ZM157 178H158V179H157ZM203 178H205V177H203ZM206 178H207V177H206ZM209 178H210L211 180H213V179L216 178V176H215V178H213V176H212V177L210 176ZM212 178H213V179H212ZM230 178H231V177H230ZM51 179H52L53 181H52ZM83 179H84V177H83ZM97 179H96V180H97ZM113 179H114V180H113ZM182 179H184V180H182ZM219 179H220V178H219ZM232 179H233V176H232ZM0 180L2 181V184H3V179L0 178ZM7 180H8V179H7ZM7 180H6V181H7ZM17 180H18V179H17ZM19 180H20V182H21V179H19ZM19 180H18V181H19ZM89 180H90V178H89ZM108 180H109V181H108ZM143 180H146V181H147V183L145 182L147 185H143V182H144ZM230 180H231V179H230ZM234 180H236V179H234ZM9 181H10V180H9ZM41 181H40V183L42 184L43 182H41ZM67 181L63 180V181H61V184H62L63 182H65L66 184H65V183H64V184H65L66 186H68V188L65 186L66 188L64 189V188H62L61 185L58 184V185L61 187V188L58 187V189L60 188V190H61V189H63V190H62L61 192H57V191H60V190H58V189H57V191H53V190L56 189V187H57V186H56V187L54 186V185H55V183H54V184H53L54 189H52L53 187H52V188H49L50 192H51V189H52L53 193L56 194V195L54 194L55 197H56L58 194H59V195L61 194L60 196H62L63 193H64V194H65V193L68 194L67 191H69V190H70L69 192L72 193V192H73V191H72L73 189L69 187V185L67 184ZM83 181L85 182V180H83ZM90 181H91V182H89V181H88V182L92 184V183H93L92 180H90ZM93 181H94V180H93ZM97 181H98V180H97ZM99 181H98V182H99ZM104 181H105V180H104ZM112 181H113V183H111ZM140 181H142V182H140ZM197 181H198V179H197ZM199 181H200V183H201V182H205V184H206V183L208 182V184H209V181H207V180L204 181V180H202V179H199ZM219 181H220V180H219ZM4 182H5V181H4ZM37 182H38V180H37ZM37 182H35V183H37ZM69 182H70V181H69ZM94 182H95V183H93V184H95V185L98 184L96 181H94ZM105 182H106V181H105ZM109 182H110L111 184H110ZM210 182H212V181H210ZM215 182H217V183H215ZM215 182H212V184H218V185H220V184H219L220 182H218V180L215 181ZM222 182H223V181H222V179H221V183H222ZM5 183H6V182H5ZM9 183H10V182H9ZM22 183L25 184L23 181H22ZM30 183H31V182H30ZM32 183H33V185L35 184L34 181H33ZM38 183H39V182H38ZM71 183H72V180H71ZM81 183H82V182H81ZM85 183H86V182H85ZM102 183H104V184H102ZM108 183H109V184H108ZM126 183H125V185H126ZM161 183H162V184H161ZM195 183H196V182H195ZM198 183H199V182H198ZM200 183H199V184H200ZM231 183H232V180H231ZM0 184H1V183H0ZM10 184H11V183H10ZM13 184H14V183H13ZM64 184H62V185L64 186ZM93 184H92V185H93ZM101 184H102V185H101ZM112 184H113V185H112ZM127 184H128V183H127ZM159 184H161V185H163V186L160 187ZM196 184H197V183H196ZM196 184H195V185H196ZM201 184H202V183H201ZM201 184H200V185H201ZM208 184H207V185H208ZM233 184H234V183H233ZM3 185H4V184H3ZM27 185H28V184H27ZM27 185H26V186H27ZM30 185H31V184H30ZM72 185H73V184H72ZM95 185H93V186L95 187ZM158 185H159V186H158ZM164 185H165L166 187H165ZM9 186H10V185L8 184V185H7V187H8L7 189H8V190H9ZM13 186H14V185H13ZM70 186H71V185H70ZM74 186H75V185H74ZM81 186H83V185L81 184ZM84 186H85V185H84ZM84 186H83V188H84ZM99 186L97 187V188H99V189L97 190V192L95 191L96 188L94 189V191L96 192V194H94V193L92 192L93 190L91 191L90 194H94V195H96L98 201H99L101 198H102L101 200L104 201V200H103L104 196H103V197H100V199L98 198L99 196H101V195L103 194V193H102V194H100V195L98 196V191L101 189ZM119 186H120V185H119ZM119 186H117V187L115 188L116 191L119 190V189H118ZM128 186H129V185H128ZM167 186H168V187H167ZM215 186H216V188H217V185H214L213 190H216V189H214ZM222 186H223V184H221V185L218 186V187H222ZM16 187H17V186H16ZM27 187H29V185H28ZM27 187H26V189H27ZM38 187H40V186H38ZM47 187H48V186H47ZM71 187H72V186H71ZM87 187H88V186H87ZM89 187H90V186H89ZM94 187H92V188H94ZM124 187H125V186H124ZM130 187H131V186H130ZM133 187H134V186H133ZM139 187H140V186H139ZM139 187H138V188H137V187L133 188V189H135L134 191H137V190L139 189ZM169 187H170V189H169ZM195 187H196V186H193L192 190L195 189ZM203 187H204V185H203ZM203 187H202V189H201L202 191H203L204 188L206 189V186H205L204 188H203ZM207 187H208L209 189H206V190H211V188L209 187V185H208ZM10 188H11V186H10ZM14 188H15V187H14ZM20 188H21V187H20ZM20 188H19V189H20ZM32 188H34V189L37 188L36 184H35V187H32ZM32 188H31V190H32ZM75 188H76V187H75ZM85 188H86V187H85ZM92 188H91V189H92ZM111 188H113V189H111ZM196 188H197V187H196ZM3 189H4V188H3ZM42 189H43V188H42V185H41V188H38L37 190H41V191H42ZM44 189H47V188H44ZM124 189H126V188H124ZM141 189H140V190H141ZM185 189H184L182 192H185V191L187 190V189H186V190H185ZM217 189H218V188H217ZM0 190H1V189H0ZM8 190H7L6 193L10 196L9 193H10L11 191H8ZM11 190H12V189H11ZM15 190H16V188H15ZM20 190H21V189H20ZM31 190H30V194H31ZM79 190H80V189H79ZM81 190H82V189H81ZM140 190H138V191L140 192ZM151 190H152V189H151ZM157 190H158V189H157ZM157 190H156V191H157ZM169 190H170V192H169ZM198 190L200 191V189H198ZM218 190H219V189H218ZM2 191H4V190H2ZM35 191H36V189H35ZM35 191H34V192H35ZM41 191H40V192H41ZM46 191H47V190H46ZM74 191H75V189H74ZM82 191H83V190H82ZM125 191H127V190H125ZM129 191H131V190L129 189ZM132 191H133V190H132ZM132 191H131V192H132ZM152 191H154V190H152ZM165 191H166V190H165ZM165 191H164V192H165ZM188 191H189V189H188ZM196 191H197V190H196ZM199 191H197V193H199ZM8 192H9V193H8ZM50 192H48V193H50ZM87 192H88V194H89L90 191L87 190ZM101 192H102V191H101ZM117 192H118V191H117ZM121 192L123 193V191H121ZM139 192H138V193H139ZM154 192H155V191H154ZM157 192H158V191H157ZM157 192H156V193H153V192H152V195H154V196L158 195ZM164 192L162 191L161 194L163 195ZM178 192H179V191H178ZM182 192H181V193H182ZM200 192H201V191H200ZM209 192H210V191H209ZM215 192H218V191H215ZM220 192H222V191H220ZM4 193H5V191H4ZM4 193L2 192V194H4ZM19 193H20V192H19ZM22 193H23V192H22ZM35 193H36V192H35ZM35 193H32V194L34 195ZM37 193H38V192H37ZM43 193H44V192H43ZM43 193H42V194H43ZM45 193H47V192H45ZM99 193H100V192H99ZM111 193H108V195L111 194ZM128 193H129V192H128ZM136 193H137V192H136ZM148 193H149V192H148ZM194 193H195V191L193 192V194H194ZM203 193H204V192H203ZM203 193H202V194H203ZM23 194H24V193H23ZM30 194H29V197H28V195H27L28 198H27L26 195H25V197H26L27 199H26V198H24V199H26V200L28 201V200L30 199ZM50 194H51V193H50ZM90 194H89V195H90ZM125 194H126V193H125ZM155 194H156V195H155ZM175 194H176V193L174 192V195H175ZM212 194H213V193H212ZM214 194H215V193H214ZM11 195H12V194H11ZM13 195H14V194H13ZM16 195H17V194H16ZM16 195H14V196H16ZM20 195H21V194H20ZM20 195H18V196H20ZM38 195H39V194H38ZM38 195H36V199L38 198L37 200L34 199V197H35V196H34L32 200L30 199V201H31V202H32V201H33V202H36V201L39 200V202H38V203H39V207L42 205V204L40 205V203H43V206L45 207V208H44V207H43V208H44L45 210L48 209V208L46 207V206H48L46 203H48V200H49V198H50L49 194H46V197H47V198L45 197V195H44V197H42L43 195L41 196V194H40L41 197L39 198ZM47 195H48V196H47ZM59 195H58V197H59ZM112 195H115V193L112 194ZM112 195H111V196H112ZM116 195H117V194H116ZM119 195H120V194H119ZM164 195H166V193H165ZM170 195H171V194H170ZM200 195H201V194H200ZM203 195H204V194H203ZM210 195H211V194H210ZM66 196H67V195H65L64 197H66ZM72 196H73V195H72ZM120 196H121V195H120ZM141 196H142V195H141ZM204 196H205V195H204ZM204 196H203V197H204ZM206 196H208V195H206ZM221 196H222V195H221ZM1 197H2V195H1ZM21 197L23 198L24 195H21ZM58 197H56V198H58ZM106 197H107V198L109 197L110 199L112 198V197H110V196H106ZM113 197H114V196H113ZM148 197H149V196H148ZM180 197H181V196H180ZM210 197H211V196H210ZM10 198H11V197H10ZM10 198H9V200H10ZM13 198H14V197H13ZM13 198H12V199H13ZM15 198L17 199L18 197H15ZM22 198H21V199H22ZM42 198H44V199H42ZM59 198H60V197H59ZM71 198H72V197H71ZM81 198H82V197H81ZM107 198H106V200H109V201L111 202V200H110V199H107ZM197 198H198V197H197ZM219 198H220V197H218V200H217V201L220 200ZM221 198H222V197H221ZM12 199H11V200H12ZM18 199H19V198H18ZM21 199H20V200H21ZM45 199H46L47 201H46ZM50 199H51V200H52V199L54 200V198H52V196H51ZM73 199H74V198H73ZM77 199H78V198H77ZM190 199L193 200L194 197H192V198L190 197ZM190 199H189V200H190ZM206 199H207V198H206ZM212 199H213V197H212ZM0 200H1V199H0ZM2 200H3V199H2ZM6 200H7V198L5 199V201H6ZM13 200H14V199H13ZM13 200L11 201L12 203L14 202ZM20 200H17L18 202L15 200V201L17 202L18 205H21V204H22V202L19 204ZM22 200H23V199H22ZM34 200H35V201H34ZM40 200H42V201H40ZM43 200H44V201H43ZM51 200H49V202H51ZM58 200H59V199H58ZM85 200H86V199H85ZM85 200H84V201H85ZM88 200H89V199H88ZM195 200H196V199H195ZM195 200H194V201H195ZM201 200H202V198H201ZM204 200H205V199H204ZM210 200H211V199H210ZM3 201H4V200H3ZM24 201H25V200H23V202H24ZM67 201H69V200L67 199ZM72 201H74V200H72ZM72 201H71V202H72ZM112 201H114V200L112 199ZM117 201H118V200H117ZM128 201H129V200H128ZM161 201H162V199H161ZM182 201H184V200H182ZM190 201H191V200H190ZM202 201H203V200H202ZM206 201H207V200H205V201L202 202V203H205ZM211 201H212V200H211ZM211 201H210V202H211ZM214 201H215V200H214ZM217 201H215V202H217ZM33 202H32V203H33ZM44 202H45L46 206H45ZM52 202H53V201H52ZM52 202H51L52 207L50 206L51 208H53V206H54L53 203H54V202L56 203V200H55L53 203H52ZM61 202H62V200H61ZM65 202H66V201H65ZM65 202H64V205H65ZM76 202H78V200L75 201V202H73L74 204H70V208L72 207V209L75 210V213L72 211V212L74 213V215L76 214V210H80V209H77V208H76V204H75ZM85 202H88V203H89V201H85ZM104 202H105V201H104ZM157 202H158V201H157ZM207 202H209V201H207ZM222 202H223V201H222ZM1 203H2V202H1ZM27 203H28V202H27ZM29 203H30V202H29ZM57 203H58V202H57ZM57 203H56L55 206H58ZM91 203H92V202H91ZM97 203H98V202H97ZM99 203H100V202H99ZM111 203L113 204V202H111ZM111 203H109V204H111ZM137 203H138V202H137ZM180 203H181V202H180ZM184 203H185V202H183V204H184ZM219 203H220V201H219ZM219 203H218V206H219V208H221V206H220L221 204H219ZM224 203H225V202H224ZM4 204H5V203H4ZM4 204H3V205H4ZM48 204L50 205V203H48ZM58 204H59V203H58ZM80 204H81V203H80ZM112 204H111V205H112ZM125 204H126V203H125ZM156 204H157V203H156ZM208 204H209V203H208ZM225 204H226V203H225ZM0 205H1V204H0ZM7 205H8V204H7ZM18 205H17V206H18ZM22 205H23V204H22ZM26 205H28V204H26ZM26 205H25V206H26ZM34 205H35V203H34ZM59 205H60V204H59ZM61 205H62V204H61ZM66 205H67V204H66ZM66 205H65V206H66ZM78 205H79V204H78ZM89 205H90V204H89ZM91 205H92V204H91ZM111 205H108V207H109V206L111 207ZM226 205H227V204H226ZM226 205H225V207H226ZM1 206H2V205H1ZM4 206H5V205H4ZM23 206H24V205H23ZM28 206H29V205H28ZM65 206H64V207H65ZM68 206H69V204H68ZM172 206H173V205H172ZM183 206H185V205H183ZM6 207H9V206H6ZM6 207L3 208V209H4V210H3L4 212H6V211H5V208H6ZM10 207L12 208L13 205L11 204ZM31 207H32V205H31ZM33 207H34V206H33ZM33 207H32L31 209H33ZM39 207L36 206L35 209L38 208V210L40 211V208H39ZM50 207H49V208H50ZM58 207H59V206H58ZM58 207L53 208V210H54V209L56 210ZM60 207H61V206H60ZM110 207H109V208H110ZM228 207H229V206H228ZM27 208H28V207H27ZM67 208H69V207H67ZM88 208H89V207H88ZM150 208H151V207H150ZM201 208H202V207H201ZM0 209H2V208L0 207ZM17 209H19L20 212L23 213V212H22V209H20V206H18V208H16V210H14V208H13V211H17ZM25 209H26V208H25ZM25 209L23 208L24 212H26ZM31 209H30V210H31ZM41 209H42V207H41ZM93 209H94V210H91V212L94 211V212L92 213V216H94V215L98 212L99 207L96 206V207L93 208ZM111 209H112V208H111ZM111 209H110V210H111ZM119 209H120V208H119ZM143 209H144V208H143ZM181 209H182V208H181ZM226 209H227V208H226ZM6 210H7V209H6ZM30 210H29V212L31 213V211H32V214H33V215L35 214V211H36V212H39V211H37V209H36V210H31V211H30ZM50 210H51V209H50ZM50 210H48V211L50 212ZM53 210H52V211H53ZM58 210H59V209H58ZM63 210H64V209H63ZM69 210H71V209H69ZM114 210H115V209H114ZM114 210H111V211H114ZM3 211H2V212H3ZM7 211H9V212L11 213L10 210H7ZM42 211H44V210L42 209ZM42 211H40V212H42ZM46 211H47V210H46ZM46 211H44V212H46ZM107 211H108V210H107ZM116 211H118V210L116 209ZM4 212H3V213H4ZM44 212H42V213H40V214H42L41 217L43 216V217L45 218V216H46L47 214L45 215ZM63 212H64V211H63ZM70 212H71V211H70ZM114 212H115V211H114ZM188 212H189V211H188ZM7 213H8V212H6L5 214H7ZM21 213H19V214H21ZM43 213H44L45 216L43 215ZM53 213H54V211H53ZM58 213H59V212H58ZM67 213H68V212H67ZM86 213H87V212H86ZM88 213H89V212H88ZM94 213H95V214H94ZM105 213H106V216H104V218H106V217H107V214H109L108 212H105ZM105 213H104V214H105ZM116 213H117V212H116ZM5 214H4V215H5ZM26 214H27V213H26ZM37 214H38V213H36V215H37ZM62 214H63V213H62ZM68 214H69V213H68ZM102 214H103V213H102ZM102 214H96V215H97V217H98V215H99V218H100V217H101L100 215H102ZM7 215H8V214H7ZM9 215H10V214H9ZM48 215H49L50 219H52V218L54 217V216L52 217V216H51L52 214L50 215V213H49ZM55 215H57V214H55ZM64 215H65V213H64ZM71 215H72V217L74 216L73 214H71ZM71 215H69V216L71 217ZM81 215H82V213H81ZM87 215H88V214H87ZM87 215H86V216H87ZM96 215H95V216H96ZM112 215H113V214H112ZM66 216H67V215H66ZM108 216H109V215H108ZM5 217H6V216H5ZM7 217H8V216H7ZM9 217H10V216H9ZM11 217H12V215H11ZM11 217H10V219L13 220ZM17 217H19V215H18ZM38 217H39V215H38ZM76 217H77V216H76ZM76 217H75V218H76ZM119 217H120V216H119ZM134 217H135V216H134ZM23 218H24V217H23ZM23 218H22V219H23ZM39 218H40V217H39ZM108 218H109V217H108ZM34 219H35V218H34ZM34 219H33V221H34ZM47 219H48V218H47ZM71 219H74V217L71 218ZM77 219H79V218H77ZM94 219H95V218H94ZM106 219H107V218H106ZM69 220H70V219H69ZM75 220H76V219H75ZM90 220H92V219H90V217H89V221H90ZM111 220H112V219H111ZM141 220H143V218H142ZM4 221H5V220H4ZM36 221H37V220H36ZM42 221H44V220H42ZM70 221H71V220H70ZM86 221L88 222L87 219H86ZM101 221H102V218H101ZM101 221H100V222H101ZM107 221H108V220H107ZM107 221H106V222H107ZM10 222H11V221H10ZM39 222L41 223V221H39ZM47 222H49V221H47ZM52 222H53V221H52ZM52 222H51V223H52ZM68 222H69V221H68ZM83 222H84V221H83ZM100 222H99V224H100ZM144 222H145V221H144ZM42 223H43V222H42ZM60 223H61V222H59V224H60ZM62 223H63V222H62ZM62 223H61V224H62ZM90 223H91V221H90ZM112 223H113V222H112ZM203 223H204V222H203ZM26 224H29V223H25V226H26ZM48 224H50V222H49ZM52 224H53V223H52ZM57 224H58V223H57ZM61 224H60V225H61ZM71 224H72V223H71ZM85 224L87 225V223H85ZM92 224H93V223H91V226H89V227L92 228V227H93ZM95 224H96V222H95ZM95 224H93V225H94L93 228L96 227ZM99 224H98V226H99ZM106 224H107V223H106ZM13 225H14V224H11V226H13ZM31 225H32V223H31ZM31 225H29V227H31ZM50 225H51V224H50ZM68 225H69V224H68ZM68 225H67V226H68ZM75 225H76V224H75ZM86 225H85V226H86ZM101 225H102V224H101ZM101 225H100V226H101ZM107 225H108V224H107ZM107 225H106V227H107ZM15 226H17V228L19 227L18 225H15ZM33 226H34V225H32L31 230L33 229ZM71 226H72V225H71ZM73 226H74V224H73ZM85 226H84V227H85ZM100 226H99V227H100ZM20 227H21V226H20ZM27 227H28V226H27ZM27 227H25V228H27ZM29 227H28V228H29ZM37 227H39V226H37ZM55 227H58V225H57V226L55 225ZM59 227H60V226H59ZM65 227H66V226H65ZM65 227H64V228H65ZM75 227H76V226H75ZM101 227H102V226H101ZM101 227H100V228H101ZM106 227H102V230H103V228L106 230ZM12 228H15V227H12ZM17 228L15 229L16 231H17ZM22 228H23V227H22ZM22 228H21V229H22ZM73 228H74V227H72V229H73ZM87 228H88V227H87ZM93 228H92V230H94ZM96 228H97V227H96ZM127 228H128V225H127ZM200 228H201V227H200V225H199V229H200ZM205 228H206V227H205ZM42 229H43V228H42ZM46 229H47V228H46ZM48 229H49V232L52 231V229H51V230H50V228H48ZM61 229H62V228H61ZM69 229H70V227H69ZM75 229H76V228H75ZM84 229H85V228H84ZM132 229H134V228H132ZM27 230H28V229H26V231H27ZM33 230H35L34 232H36L37 229H35V227H34ZM87 230H90V229L88 228V229L83 230V231H87ZM92 230L89 231V232H91V233H88V234H92V233H93ZM96 230H98V229H96ZM96 230H95V231H96ZM100 230H101V229H100ZM113 230H114V229H113ZM128 230H129V229H128ZM29 231H30V229H29ZM29 231H28V233H29ZM38 231H40V232H38V233H40V235H39L38 237H36V234H35V236H34L35 239H37V240L41 239V236H43V234L41 235V233H42L43 231H45V228H44L43 231H41V230H38ZM47 231H48V230H47ZM58 231H61V230L59 229ZM58 231H57V232H58ZM62 231H63V229H62ZM62 231H61V232H62ZM66 231H68V229H67ZM52 232H53V231H52ZM52 232L50 233V234H52V236L56 235V234H55V233H56V230H55L54 235H53ZM76 232H77V231H76ZM76 232H74V233H76ZM81 232H82V231H81ZM81 232H80V233L77 232V233L80 234V235H82L83 233L81 234ZM98 232L100 233V231H98ZM98 232H97V233H98ZM105 232H107V231H105ZM105 232H104V233H105ZM114 232H115V230H114ZM128 232H129V231H128ZM130 232H131V230H130ZM133 232H134V231L132 230V233H133ZM200 232H201V231H200ZM28 233H27V234H28ZM32 233H33V232H32ZM38 233H37V235H38ZM85 233H86V232H85ZM95 233H96V232H95ZM95 233H94V234H95ZM97 233H96V234H97ZM195 233H196V232H195ZM46 234H47V233H46ZM59 234H61V233H59ZM69 234H71V233H69ZM78 234H77V235H78ZM94 234H92V235H94ZM229 234H230V233H229ZM28 235L31 236L30 234H28ZM48 235H49V233L47 234V236H48ZM80 235H78V236H80ZM99 235H100V234H99ZM106 235H107V234H106ZM52 236H51V237H52ZM57 236H61V235H57ZM86 236H88V235L86 234ZM90 236H91V235H90ZM100 236H102V235H100ZM120 236H121V235H120ZM44 237H45V236H43V238H44ZM102 237H103V236H102ZM38 238H39V239H38ZM46 238H47V237H45V240H46ZM48 238H49V237H48ZM56 238H57V237H56ZM74 238H75V237H74ZM80 238H81V237H80ZM84 238H85V236H84ZM88 238L94 239V238H92V237H88ZM88 238L86 237L85 240H87ZM154 238H155V237H154ZM30 239H31V237H30ZM35 239H34V240H35ZM97 239H98V238H97ZM97 239H96V240H97ZM121 239H122V237H121ZM142 239H143V237H142ZM32 240H33V238H32ZM42 240H43V239H42ZM60 240H61V238H60ZM60 240H59V241H60ZM75 240H76V239H75ZM83 240H84V239H83ZM96 240L94 239L95 242H96ZM99 240H100V238H99ZM89 241H91V240L88 239V243H89ZM37 242H38V241H37ZM60 242H61V241H60ZM92 242H93V241H92ZM124 242H125V237H124ZM29 243H30V242H29ZM34 243H35V242H34ZM47 243H48V242H47ZM54 243H55V242H54ZM56 243L58 244V242H56ZM56 243H55V244H56ZM81 243L83 244L82 241H81ZM84 243H85V241H84ZM88 243H85V246H87ZM90 243H91V242H90ZM136 243H137V242H136ZM45 244H46V243H45ZM60 244H61V243H60ZM60 244H58V245H60ZM86 244H87V245H86ZM93 244H94V243H93ZM105 244H106V243H105ZM121 244H123V241H122ZM28 245H29V244H28ZM39 245H40V244H39ZM83 245H84V244H83ZM89 245H91V244H89ZM111 245H112V244H111ZM125 245L127 246V242L125 243ZM125 245H122V246H125ZM158 245H159V244H158ZM183 245H184V244H183ZM36 246H37V245H36ZM45 246H47V244H46ZM53 246H54V245H53ZM92 246H93V245H92ZM41 247H43V246H41ZM94 247H95V244H94ZM120 247H121V246H120ZM137 247H138V246H137ZM226 247H227V246H226ZM48 248H49V247H48ZM80 248L82 249V247H80ZM85 248H87V247H85ZM116 248H117V247H116ZM123 248H125V247H122L121 249H123ZM148 248H149V247H148ZM156 248H157V247H156ZM179 248H180V247H179ZM33 249H34V248H33ZM63 249H64V248H63ZM125 249H126V248H125ZM129 249H130V248H129ZM132 249H133V248H132ZM132 249H130L129 251H131ZM139 249H140V248H139ZM180 249H181V248H180ZM70 250H71V249H70ZM149 250H150V249H149ZM149 250H148V251H149ZM120 251H121V250H120ZM125 251H128V250L126 249ZM125 251H124V252H125ZM129 251H128V252H129ZM150 251H151V250H150ZM154 251H155V250H154ZM227 251H228V250H226V252H227ZM80 252H81V251H80ZM88 252H89V251H88ZM90 252L93 253V250L90 251ZM106 252H107V250L105 251V254H106ZM124 252H123V253H124ZM132 252H133V250H132ZM140 252H141V251H140ZM228 252H229V251H228ZM87 254H88V253H87ZM105 254H104V255H105ZM114 254H115V253H114ZM125 254H127V252L124 253V255H125ZM132 254H134V252H133ZM142 254L144 255V253H142ZM142 254H141V255H142ZM155 254H156V253H155ZM157 254H158V253H157ZM157 254H156V255H157ZM222 254H223V253H222ZM257 254H258V253H257ZM83 255H84V254H83ZM173 255H174V254H173ZM88 256H89V254H88ZM111 256H112V255H111ZM113 256H114V255H113ZM127 256H130V255H127ZM132 256H133V255H132ZM132 256H131V257H132ZM149 256H151V255H149ZM210 256H211V253H210ZM248 256H250V255H248ZM251 256H252V254H251ZM251 256H250V257H251ZM98 257H99L98 259L101 258L100 255H99ZM105 257H106V256H104V259H105ZM136 257H137V256L135 255V258H136ZM138 257H139V256H138ZM153 257H154V256H153ZM195 257H196V259H198L197 256H195ZM250 257H249V258H250ZM86 258H88V257H86ZM86 258H84V259H86ZM145 258H146V257H145ZM160 258H161V260H160ZM102 259H103V258H102ZM127 259H128V258H127ZM129 259H131V258H129ZM136 259H137V258H136ZM136 259H134V261H135ZM142 259H143V258H142ZM150 259H151V258H149V260H150ZM177 259L180 260L179 262H184V259H183V258H179V257H178ZM177 259H176V260H177ZM190 259H192V258H190ZM212 259H213V258H212ZM212 259H211V260H212ZM253 259H254V258H253ZM152 260H153V261H152ZM152 260L149 261V264H161V263H163V264H171V263H173V261H174L175 259H174V260H171V258L168 259L167 257H163V258H162L161 256H158V257H156V258H154V259H152ZM24 261H25V260H24ZM201 261H202V260H201ZM228 261H229V260H228ZM240 261L243 262V260H240ZM247 261H248V260H247ZM132 262H133V261H132ZM139 263H141V262H139ZM184 263H185V262H184ZM247 263H248V262H247ZM51 264H52V263H51ZM53 264H54V263H53ZM56 264H61V263H56ZM141 264H142V263H141ZM143 264H144V263H143ZM145 264H146V263H145ZM188 264H190V262H188Z\"/></svg>", "mask_w": 264, "mask_h": 264}]
</instances>
